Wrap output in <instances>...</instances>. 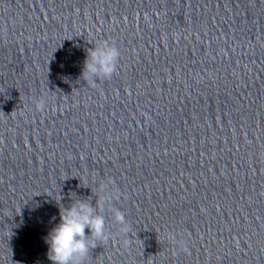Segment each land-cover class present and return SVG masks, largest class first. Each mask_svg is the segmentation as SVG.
<instances>
[{"label": "water", "instance_id": "1", "mask_svg": "<svg viewBox=\"0 0 264 264\" xmlns=\"http://www.w3.org/2000/svg\"><path fill=\"white\" fill-rule=\"evenodd\" d=\"M106 193L83 264H264V0H0V264Z\"/></svg>", "mask_w": 264, "mask_h": 264}, {"label": "clouds", "instance_id": "2", "mask_svg": "<svg viewBox=\"0 0 264 264\" xmlns=\"http://www.w3.org/2000/svg\"><path fill=\"white\" fill-rule=\"evenodd\" d=\"M119 49L109 41H100L86 50L80 78L95 86L99 80L111 79L117 71ZM36 109L42 111L45 108L44 99L36 102ZM108 185L100 182L99 191L106 192ZM114 194L106 193L96 199L95 207L90 199L73 201L68 207L59 213L57 223L47 234V258L52 264H83L84 258L90 250L97 246L96 241H107L110 233L106 230L105 218L101 214ZM114 221L120 225L119 231L127 233L129 225L125 216L119 210L113 213ZM88 230V234L85 233ZM170 240H175L173 234H169ZM126 243V242H125ZM187 251L186 247L183 248Z\"/></svg>", "mask_w": 264, "mask_h": 264}]
</instances>
